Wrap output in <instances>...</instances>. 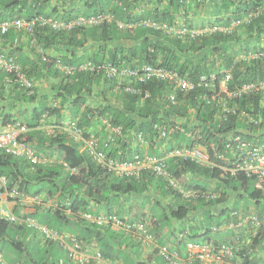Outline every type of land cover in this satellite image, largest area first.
Returning a JSON list of instances; mask_svg holds the SVG:
<instances>
[{"label":"crops","instance_id":"1","mask_svg":"<svg viewBox=\"0 0 264 264\" xmlns=\"http://www.w3.org/2000/svg\"><path fill=\"white\" fill-rule=\"evenodd\" d=\"M4 1L10 2L11 0ZM20 1H25L27 3L25 8L19 11L20 15L23 17L27 16L30 11L29 7L32 4H37L39 7L36 8H41L44 14L61 19L60 17L62 15H67L71 11L73 14L78 11V15H84L82 12L86 7L85 3L87 0ZM223 1L224 0H198L197 3H194V0H189V2L187 0H122V3L123 6L128 9L129 16L138 17L139 20L148 16L150 18L165 16L169 19L171 30L168 32H160L170 39L179 38L182 42H185V52H178L176 55L179 56L181 63L187 64V70L194 69V65L198 62H202L199 73L211 74L218 73L220 70H227L231 73V79L228 82V85H231L235 76L241 78L246 69L254 67L257 70L262 65V60L259 59L257 55L264 51V23H260L258 27H253L252 30L247 31L246 24L250 22V18H248L246 14L239 20L231 22L230 25L223 26V24L219 23L218 18H227L229 15L239 16L242 13V8L239 3L241 0H230L227 6L222 4ZM30 8L32 9V7ZM9 10L12 11L14 16L10 17V15H7L9 14ZM16 12V7L12 9L10 7H0V15H4L0 19V23L16 18ZM36 14L37 13H33L31 16ZM104 24H109L110 26L108 27V36L111 35L119 38L116 42L112 40L108 41V47L113 48L116 45L127 48V50L136 46L139 41L137 42V39H133V36H131V38L127 36L123 37V32L128 31L130 33L139 26L144 27L139 25L137 21L136 23H124L120 21L115 22L113 20L112 22ZM104 24H88L76 28L80 32L73 34V36L79 41L78 45L60 44L56 41L57 39L49 43L50 45H46L44 41H38L36 33L34 35H29L24 30H14L13 28H9L7 33L4 34V37L0 35V51L5 54L13 53L15 55L17 61L21 64L20 68L23 67L26 76L33 81V90L35 94V99L32 101L22 99L20 96L23 94V90H13L11 88L12 86L8 85L5 81L6 75L4 69H0V124H2L1 122L4 119L7 120L6 117L10 118L9 121H11L14 116L21 121L30 122L34 114L33 110L38 107L42 108L43 106H48L50 108H60L59 113H54L49 116H47L46 113L40 115L38 124L27 127L25 137L28 139L29 143L35 147L40 156V162L37 165L53 168L58 167L60 168L62 177L69 172L72 173L74 170L70 169L68 165L65 164L54 149V145L49 146L48 143L44 144L43 142H47L51 137H57L65 139V141L76 143L81 149L82 143L76 142L73 136L66 130L67 122L72 118L78 119L79 113L85 106L96 108L114 103L118 100L117 98L123 94L122 86L127 79L120 77L107 80L102 76H94L92 79L93 83L90 84V91L88 93L84 92L85 94H83L84 102L80 107L79 113L71 115V100L75 94L70 97L65 96V99L64 95H59L60 98H56L55 95L63 80L61 77L63 74L57 67H55L56 71L51 67L47 68L45 65L47 63H44L47 61H44L46 59H43V57L48 60L61 54L63 55L64 53H71L70 58H72V64L70 65L81 62L94 54L99 57L102 54L99 49L103 43L97 35H99L100 30H102V25ZM94 28L96 29V33H90V30ZM182 29L205 30V32L194 38H190L187 34L181 35L178 33ZM214 34H223L228 36V38L219 40L214 45L199 49H197V46L201 45L200 42H196L192 47L189 45V42H186L188 39L192 41L199 40L201 37H209ZM230 36H232V38H230ZM162 41L163 40H161V42ZM163 42L166 43L165 41ZM216 47H219V51L213 50ZM98 51L101 54H98ZM160 58L161 53L157 55V62ZM135 60L136 59H133V62ZM220 88L223 89L224 85L220 84ZM259 96L262 98V104H264V93ZM63 100H65V103H63ZM222 108L223 107L217 108V110L213 111L207 107L208 111L214 114L212 118L213 122L216 123V121L219 122L222 119ZM188 112L191 115V110ZM236 117V125L238 126L235 131L250 136L254 141H259L264 138V125H261L264 122V118L260 117L257 122L250 123L251 119L244 111H239ZM93 122V126L82 127V130L83 133L85 131L88 136H93L95 138L97 141V148L100 145L103 147L105 142H109L106 150H109L111 147L112 149H121L124 145H130L132 150L137 151L141 157L150 156L164 158L166 165L169 167L175 166V158L171 157L169 154L172 150L171 146L176 143L182 146L185 143V139L188 138L187 135L182 132V126L184 124L188 126H197L199 124L197 120L193 119V113L187 118L175 116L167 123L166 134L157 136L155 138V143L151 146L146 145L145 142H138L132 136L115 137L112 132V126L103 119L97 121L98 123L96 121ZM177 134H180V136L177 137ZM231 135L232 133L229 132L226 135L227 139L230 138ZM110 136L115 138L110 140ZM38 145L43 146L46 150L38 151ZM220 158L221 160L225 159L222 156ZM21 159L25 161V159ZM219 169L222 171V174L219 175L220 177L217 180L213 177L190 172L182 173L180 178H177L182 188H192V186L201 184L199 190L201 189L203 192H216L217 194L225 192V194H222L223 200L219 204L215 206H205L204 208L201 207L193 211L188 210L187 215L182 219H176L168 214V206L174 207L176 198L171 195L162 197V193L166 189L168 183L164 180L163 184L166 182V186L165 184L160 185V182H158L156 178H153L154 180L150 182V185H148L145 192L142 194L131 192L114 193L105 186L107 188L106 192L108 191L107 197L102 196V191H99L96 196H90L87 188L84 187L80 195L83 197L86 210H80L75 214L69 215V210L66 209L61 213L66 216L68 215V220L70 221L71 219L78 223L82 229L87 224L91 225L83 220L82 214L88 212L87 210L89 209L94 214L106 212L104 207L107 201L112 213H116L119 217L129 222H142L147 227L148 232L152 234L151 239L146 240L142 235L143 232L136 228L126 231L123 228L115 227L105 228L101 231V236L107 245L108 251L115 252L121 264H136L139 262L144 264H167L162 256L164 250L176 251L185 258L187 257V241L204 243L206 242L204 239L207 237H211L208 241L212 244L215 243V245L222 242L231 244V256L224 258L222 261L193 259L191 264H242V260L238 255L239 252H250V263L248 264H264V244H261L258 249H254L253 251L249 250L248 246L250 231L252 227L256 226L255 224L248 222L240 229L230 228V215L227 225H225L223 220L217 221V223H220L219 226L215 225L216 223H211V225L205 223L203 216L207 211L218 214L222 209L238 205L237 210L233 213V221H235L251 215H255L259 218V210L264 208V200L260 201L258 205L254 200L244 199L238 201L236 195L230 192V188L226 185H222L221 179H224L226 176L229 178V175H225V173L228 172V174H230V169L224 166ZM25 170L31 173V175L35 174V168L29 164ZM144 170L149 171L148 168ZM32 182L34 184L37 183L35 180ZM55 183L58 184L59 182L55 181ZM259 192L264 198V192ZM178 193L181 201L193 202L183 198L179 191ZM146 196H149V199H145ZM200 198H203L204 201L211 200L204 197ZM180 200L178 199L179 203H181ZM156 202L162 206L159 207L161 210L162 208L166 209L165 214H163L162 211H158L159 213H157L155 210H151ZM25 208L24 210L30 213V215L31 213L34 215L37 212L47 211L42 210L40 205L33 203L27 204ZM206 229H208V232L204 233ZM182 230H188V234L190 232L192 238L187 237L186 240L181 239V241H179L176 235ZM33 233L37 235V233L33 231L30 236L27 235L25 237L26 240H30L29 238L33 237ZM37 237L40 236L37 235ZM40 247H43L42 244ZM51 249L52 247L49 246L48 251L50 252ZM63 253V257H65V252L63 251ZM159 260L162 262L160 263ZM5 262L8 264V261ZM87 264L97 263L94 260H90Z\"/></svg>","mask_w":264,"mask_h":264},{"label":"trees","instance_id":"2","mask_svg":"<svg viewBox=\"0 0 264 264\" xmlns=\"http://www.w3.org/2000/svg\"><path fill=\"white\" fill-rule=\"evenodd\" d=\"M187 1L189 2V0ZM197 1L198 0H194V3H197ZM229 1L230 0H224L222 4H224V6H227L229 4ZM263 2L264 0H241L239 3L242 8V13L239 16L229 15L227 18L220 17L218 18V21L220 24H223V26H228L231 24V22L237 21L246 14H248L250 11L257 9L263 4ZM26 5L27 3L25 1L20 0H11L10 2L0 0V7H10L11 9L13 7H16L17 12L15 14H17V17H23L20 15L19 11L25 8ZM85 5L86 7L82 13H84V15L86 16L108 11L112 14L113 20L115 22L120 21L124 23H135L139 20L138 17L129 16L128 9L123 6L122 0H87ZM30 7H32V9ZM30 7V11L28 12L27 16L23 18H30L32 17L31 15L33 13H37L36 15L48 16V14H44L43 11H41V8H36L39 7V5L32 4ZM78 13L79 12L77 11L75 12V14H73V12L71 11L67 15H62L60 18L68 20L75 16H78ZM7 15H10V17L14 16L11 10H9V14ZM3 16L4 15H0V19ZM146 18L150 17L148 16ZM156 18L157 17L155 16V18L150 19L169 22V19H167L165 16H160V18L157 19ZM260 23H264V14H258L256 17L252 18L250 22L246 24L247 31L252 30L253 27H258ZM108 27H110L109 24L102 25V30H100L99 35L96 34L100 37V40L103 43L101 44L99 49V51L101 50L102 54L98 51V54H101L99 57L95 56L94 54L93 56H90L85 60H91L93 62H111L116 65H125L132 68L138 67L143 63L155 64L166 68L174 69L179 73L186 75L190 79H196L199 74H203L201 72L199 73V69L202 65V62H198L197 64H195L193 67L194 69L191 70H187V64L181 63L179 56L176 55V53L185 52V42H182L179 38L170 39L164 34H162V32L160 31L139 26L130 33L127 31L123 32L122 34L123 37L127 36L128 38H131V36H133V39H137L136 41H139V43H137L136 46H133V48H129V50H127V48L116 45L111 48L108 47L107 42L111 40L113 42H116L119 38L111 35L108 36ZM77 30L78 29H75L71 32H55L48 29L37 28L35 33L38 41L42 40L46 45H50L49 43L56 39V41H58L60 44L78 45L79 41L75 36H73V34L80 32L79 30ZM90 31V33L92 34L96 33L95 28ZM4 36L5 35H1V37ZM224 38L226 39L228 38V36L223 34H214L209 37H201L199 38V40L192 41L191 39H188L186 40V42H189V45L191 47L195 45L196 42H200L201 45L197 46V49H199L205 46L214 45L219 40H223ZM230 38H232V36H230ZM161 40L165 41L166 43H164L163 41L161 42ZM218 49L219 47H216L213 50L219 51ZM0 53L12 57L14 61L21 67V64L17 61L13 53L5 54L2 51H0ZM160 53L161 58L157 62V55ZM61 55L54 58H50L48 60L46 58V60H44L47 61L44 62L47 63L45 64L46 67H51L54 71H56V60L65 65L72 64V58H70L71 53H64L62 56ZM133 59L136 60L133 62ZM261 63L262 65L259 67V69L256 70L254 67L250 69L248 68L246 69L244 75L241 76V78H237V76H235V79L231 82V85L229 84V87L247 83L252 80L264 78V60ZM0 69L2 68L0 67ZM23 69L24 68L22 67V74L27 79H29ZM5 75L6 83L12 86L11 88L13 90H23V94L20 96L22 99L29 101L35 99L33 81L31 79L29 80L32 82V87L29 89L25 87L21 82L17 81V77L14 73L5 71ZM94 76L98 77L101 75L89 72L75 73L73 76L61 75L63 80L61 81L55 96L56 98H60L59 95H64L65 99L66 97H70L71 95L75 94V96L71 100V115L79 113L80 107L84 102L83 94H85L84 92L88 93L90 91V84L93 83L92 79ZM219 80L220 75H218L217 79L214 81L215 89L218 88ZM141 88L147 89L149 91L148 97H143V95H139L136 93L125 92L122 89L123 94H121V96L117 98L118 100H116L114 103L108 104L107 106H99L96 108H89L85 106L83 110L79 113L78 119L72 118L67 123L75 119L78 126H80L82 129V127L93 126V121L97 122L103 119L110 126H118L121 128V134L117 137L132 136L138 142H145L146 145L152 146L153 143H155V138L157 136H160L157 126H166L167 123L172 120L175 116L187 118L190 117L193 113V119L197 120L199 124L197 126H188L184 124L182 126V132L185 135L188 131L191 133L201 134L202 140H200V143L207 147L210 160L219 166H224L230 169V167L233 166V164L231 163L233 161V156L230 149L226 147L225 141L227 140L226 135L229 132L235 130L238 126L236 125L237 113L240 110H246L253 116L260 114L264 118V104L260 105L259 97L254 94H246L234 98L231 101L229 100L228 105H230L231 103L235 107L236 113L232 115L229 114L228 116H226L225 119H221L219 122L216 121L215 123L212 121L214 114L208 111L207 106L204 105L202 99L200 98L201 95H206L208 93L205 88L195 87L194 90H192L189 94L178 93V99L176 104L170 103L167 100V94L171 88L168 84L164 82H150L146 85H141ZM63 103H65V100H63ZM59 109L60 108L58 107L50 108L48 106H43L42 108L38 107L33 110L34 114L32 119H30V122L21 121L19 118L14 116L11 121H9L10 118L6 117L7 120L4 119L1 122V125L6 126L12 122L21 121L25 123L27 127L34 126L39 123L38 118L40 115L46 113L47 116H49L54 113H59ZM190 110L191 115L188 112ZM261 125H264V122ZM25 134L24 139L27 143H29L28 139L25 137ZM137 134H140L141 137L137 138ZM243 135L246 138L251 139L250 136L245 134ZM84 136L88 137L85 131ZM179 136L180 134H177V137ZM193 141L194 140L191 137H188L187 139H185L184 145L181 146L179 143H176L173 144L171 148L173 149L175 147L183 146L189 147L193 143ZM259 142L264 143V138L260 139ZM43 143H48L49 146L54 145V149L60 155L61 159L65 162V164H67L70 169H74L75 171L72 173L69 172L67 175L62 177L60 168L58 167L53 168L37 165L34 166L35 174L31 175V173H28L25 170L28 165V162L26 160L20 161V158L12 157L0 151V176H4L6 178L8 184L7 187L9 188L15 187L20 191L29 192L32 195L41 194L44 199L53 201L58 208H56L55 210L48 209L46 212L53 214L56 218L59 219L60 223L65 224L69 222L67 217L68 215L66 216L61 213L64 212L66 209L69 210V215L75 214L80 210H86L85 202L83 200L82 195H80L84 187L87 188L88 194L90 196H96L99 191H102V196L107 197L108 191L106 192V187H108L109 190L113 191L114 193L131 192L135 194H142L145 192L148 185H150V182L154 180L153 178H156V180L160 182V185H164L167 182L165 180L166 182L163 184V178L151 173L150 171H145L144 169L140 171L139 177H125L118 175L116 176L114 175L115 173L96 164L92 156L86 150H81L76 143L65 141V139L51 137L47 140V142ZM210 144H213L212 149H210L209 147ZM97 149L102 150L105 154L118 161L131 160L136 155L141 157L137 151L132 150V147L130 145H124L121 149H112L111 147L109 150H106V147L104 145L103 147L100 145ZM221 156L225 159L221 160ZM174 163L175 166H168V169L178 179L180 178L181 174L185 172L213 177L216 178V180L219 179V175L222 174V171L219 168L213 166H202L195 164L194 162L178 160L177 158H175ZM225 175H229V178L226 176L224 179H221L222 185L228 186L230 188V192L236 195L238 201L244 199L254 200L258 205L260 201L264 200L260 192L255 190L254 180L252 177L246 176L243 172L240 171L234 172L233 175H230L228 174V172H226ZM34 180L37 181L36 184H39L40 188L35 192H31L28 189V185ZM55 181H58L59 183L56 184ZM167 186L162 193V197L171 195L176 198L174 202L175 206H168L167 209L168 214L176 219L184 218L187 215L188 210L193 211L194 209H198L201 207L204 208L205 206H215L219 204L223 200L222 194H225V192H221L220 194L218 193V195L216 192H214L217 195L214 199L204 201L203 198L199 197L190 203V201H181L178 191L172 186ZM199 187H201V184L192 186V188H198L197 190H199ZM145 199H149V196H146ZM178 199L181 201V203L178 202ZM159 207L162 206L158 202H156L154 204V207L151 208V210H155L157 213H159L158 211H162V213L165 214L166 209L162 208L161 210ZM104 208L106 212H111L109 203L107 201L105 203ZM237 208L238 205L227 209H222L218 214H213L210 211H207L204 213L203 216L205 223L207 225H211V223H216L215 225L219 226L220 223H217V221L223 220V222H225V225H227V223H229V215L230 222L234 220L233 213L237 210ZM87 211L91 212L90 209ZM31 216L33 215L31 214ZM259 218L261 220L260 226L257 228L252 227L249 235L250 240L248 242V246L249 250L251 251H253L254 249H258L261 244H264V208L259 210ZM45 225L54 228L58 231H62L54 226H50L48 224ZM23 227L24 226L14 224L0 217V242H9L10 246L14 249H17L20 252L29 255L28 248L26 246L27 243L25 244V239L21 238ZM105 228L108 227L87 224L84 228L81 229L78 234H70L75 235L81 241L82 245L86 248L98 249L104 257L109 258L111 260H118L116 253L113 251L109 252L105 241H103L101 231ZM10 230L12 231L15 237L11 235ZM184 231L186 232V235L184 238H182L183 240H186L187 237L192 238L190 232L188 234V230H182L176 235V238L179 239V241H181V239L178 237V234ZM207 232L208 229H206L204 233ZM36 236L37 235L33 233L32 238ZM16 237H20V239H17ZM210 239L211 237H207L204 240L206 242H209L208 240ZM27 241L28 240H26V242ZM56 244V242L47 241L42 245L43 247L41 248H44L47 245V251L44 257L42 258L41 264H58V261L60 259H64L65 261V257H63V251L65 252V250L61 246H59V248L61 251H63L59 257L54 258V250L51 249L50 252L48 251L49 246L52 247ZM40 245L41 244L39 243V246ZM249 253H238L242 260V264L250 263ZM30 262L32 264H37L31 259ZM11 264H19V261L13 260L11 261ZM64 264L67 263L65 262ZM136 264L144 263L139 262Z\"/></svg>","mask_w":264,"mask_h":264},{"label":"built area","instance_id":"3","mask_svg":"<svg viewBox=\"0 0 264 264\" xmlns=\"http://www.w3.org/2000/svg\"><path fill=\"white\" fill-rule=\"evenodd\" d=\"M258 14H264V2L257 9L250 11L246 16L250 20ZM113 17L110 12H101L89 16H76L72 19H59L51 16L34 15L30 18L16 17L11 20H6L0 23V35L7 33L9 28L14 30H24L29 35H34L37 28L48 29L52 31H66L70 32L76 28L85 25H100L112 22ZM136 23V22H135ZM141 26L151 28L156 31L168 32L171 26L167 21H157L150 18H142L137 21ZM205 30L182 29L178 33L183 35L187 34L188 37L194 38L197 35L204 33ZM257 57L264 60V51L260 52ZM43 59H46L43 57ZM56 67L64 76H73L75 73L89 72L101 75L107 80L114 78L124 77L126 82L123 84L122 89L125 92L136 93L149 96L147 89H142L141 85H146L150 82H164L170 86V91L167 94V100L170 103H177V94H189L195 87L205 88L208 92L206 95H201L202 102L210 110H217L222 108V119H225L229 114H235V107L228 101L246 94H254L259 97V103L262 104V98L259 95L264 93V78L252 80L240 85L229 87L228 82L231 79V73L227 70H220L218 73L199 74L196 79L179 73L178 71L166 68L160 65L143 63L138 67L132 68L125 65H116L111 62H93L91 60H84L75 65H65L56 60ZM0 67L7 72L14 73L17 81L21 82L25 87L31 88L32 82L27 79L21 72L20 66L14 61L12 57L0 53ZM220 75L218 81V88L215 89L214 81ZM220 84L224 88H220ZM224 93V94H223ZM223 94V95H222ZM244 113L251 119L250 123L257 122L263 116L251 115L246 110ZM112 132L116 136L121 134V128L112 126ZM160 136L166 134V126H157ZM66 130L73 136L78 143H82L81 150H86L94 159L96 164L110 170L118 176L125 177H139L142 169L148 168L149 171L167 181L169 186L178 190L181 196L185 199L194 201L199 197L215 198L217 195L214 192H203L194 188H182L178 183L176 176L168 169L164 158L161 157H139L134 156L131 160L118 161L102 150L97 149V141L93 136L85 137L80 126L75 120L70 121L66 125ZM27 131V126L21 121L12 122L6 126L0 124V151L12 157H23L32 166L40 162V157L37 155L35 149L25 141L24 134ZM232 135L225 141V145L230 149L233 161V166L230 167V174L234 172H243L246 176L252 177L254 180V188L257 191L264 192V143L254 141L246 138L239 131L233 130ZM186 135L191 137L194 141L188 146L175 147L170 151V156L182 161H190L202 166H213L221 168V166L213 163L210 160L207 147L200 143L202 135L198 133L187 132ZM115 137L110 136V140ZM141 135L137 134V138ZM109 142H105L104 146L107 148ZM212 149L213 144H210ZM16 202L26 204H39L45 205L47 201L40 195H30L21 192L17 188H8L6 178L0 176V217L12 223H19L24 226L30 227L40 234L44 241L56 242L65 250V261L60 259L58 264H86L90 260H94L98 264H121L118 260H111L104 257L98 249H89L82 245L81 241L73 234L58 231L45 224L38 223L30 216H25L23 211L20 215L13 212L11 205ZM8 203H10L8 205ZM48 204V203H47ZM56 206V205H54ZM83 220L91 225L101 227H117L130 231L134 228L143 232L144 238L151 239L152 235L147 232L146 227L141 222H127L125 219L120 218L117 214L111 212H104L101 214H94L91 212H84L82 214ZM251 222L255 224L254 228L260 226L261 220L251 215L241 218L236 221L230 222V228L240 229L246 223ZM186 232L178 234L180 239L184 238ZM187 257L183 258L176 251L164 250L162 256L167 264H191L195 260H212L222 261L224 258L231 256L232 245L226 242L219 244H212L209 242L195 243L192 241L186 242ZM0 264H5L2 253L0 252Z\"/></svg>","mask_w":264,"mask_h":264},{"label":"rangeland","instance_id":"4","mask_svg":"<svg viewBox=\"0 0 264 264\" xmlns=\"http://www.w3.org/2000/svg\"><path fill=\"white\" fill-rule=\"evenodd\" d=\"M26 14V13H24ZM37 150L38 151H43L46 150V148H44L41 145L37 146ZM20 161H22V159H19ZM40 188L39 184H34V183H30L28 185V189L31 192H35ZM34 219H36V221L38 223H42V224H48L50 226H54L62 231H65L67 233H73V234H78L81 231V227L78 223L72 221L70 219V221L68 223H60L59 219L56 218L53 214L51 213H47V212H37L35 215L32 216ZM33 232V229L27 226L23 227L22 230V234H21V238L25 239L24 242L28 248V254L26 255L23 252H20L17 249H14L13 247L10 246L9 242H0V251L3 255V258L5 261H8V264H11V261L13 260H18L19 264H32L30 262V259L35 261L37 264H41L42 258L44 257L46 251H47V245L44 248H41L39 246L40 244H44L46 242H43L40 237H34V238H29L30 240H28L26 242V236L27 235H31V233ZM10 233L13 237L14 234L12 233V231L10 230ZM17 239H20V237H16ZM40 241V242H39ZM59 245H53L52 246V250H55V255L54 258L61 255L62 251L60 250L59 247H57ZM23 259V260H22ZM159 262L161 263L162 261L159 260Z\"/></svg>","mask_w":264,"mask_h":264},{"label":"clouds","instance_id":"5","mask_svg":"<svg viewBox=\"0 0 264 264\" xmlns=\"http://www.w3.org/2000/svg\"><path fill=\"white\" fill-rule=\"evenodd\" d=\"M106 12H108V11H106ZM45 16V15H44ZM78 16H85V15H78ZM89 16V15H88ZM76 17V16H75ZM23 18V17H22ZM74 18V17H73ZM72 19V18H71ZM75 30V29H74ZM52 31V30H51ZM73 31V30H72ZM56 32V31H55ZM71 32V31H70ZM83 62V61H82ZM27 126V125H26ZM83 131V130H82ZM27 132V131H26ZM84 134V133H83ZM31 145V144H30ZM34 149H35V147L33 146V145H31ZM35 151H36V149H35ZM36 153H37V155L39 156V154H38V152L36 151ZM40 157V156H39ZM18 158H23V157H18ZM24 159V158H23ZM28 162V161H27ZM28 164L30 165V166H32L29 162H28ZM37 165V164H36ZM36 165H34V166H36ZM34 166H32V167H34ZM222 167V166H221ZM72 170H74V169H72ZM75 171V170H74ZM73 171V172H74ZM6 184H7V180H6ZM7 186H8V184H7ZM9 188V187H8ZM21 192H24V191H21ZM24 193H27V194H30L29 192H24ZM30 195H32V194H30ZM36 195H40V196H42L41 194H36ZM43 197V196H42ZM212 199H214V198H212ZM46 201H47V203L45 204V205H40L41 206V209L42 210H48V209H51V210H55L56 208H58L57 207V205L56 206H54L55 204H54V202L53 201H51V200H47V199H45ZM10 203H8V205H9ZM37 205H39V204H37ZM11 207H12V210H13V212L15 213V214H17V215H20L23 211H25V213H23V215H25V216H30L31 218H33L31 215H30V213H28L26 210H24V209H26L25 207H27V204L26 205H24L23 203H20V202H16L14 205H11ZM18 208V209H17ZM112 213V212H111ZM32 214V213H31ZM116 214V213H115ZM121 218V217H120ZM34 219V218H33ZM124 219V218H123ZM36 220V219H35ZM126 220V219H125ZM127 221V220H126ZM236 221V220H235ZM127 222H129V221H127ZM134 221H132V222H130V223H133ZM136 222H138V221H136ZM142 223V222H141ZM14 224H19V223H14ZM143 224V223H142ZM19 225H21V226H24V225H22V224H19ZM145 226V225H144ZM146 227V226H145ZM108 228H115V227H108ZM146 230H147V227H146ZM35 233H37L35 230H33ZM147 232H148V230H147ZM148 233H150V232H148ZM37 235H39L40 236V234L39 233H37ZM143 235V234H142ZM152 235V234H151ZM40 239L43 241V242H47V241H44L42 238H41V236H40ZM171 251V250H170ZM1 252V251H0ZM178 253V252H177ZM179 254V253H178ZM180 255V254H179ZM181 256V255H180ZM2 257H3V255H2ZM3 260H4V258H3ZM4 262H5V260H4ZM5 264H6V262H5Z\"/></svg>","mask_w":264,"mask_h":264}]
</instances>
